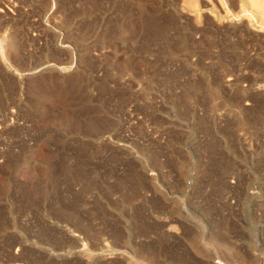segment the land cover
Masks as SVG:
<instances>
[{
  "label": "rangeland",
  "instance_id": "374dc122",
  "mask_svg": "<svg viewBox=\"0 0 264 264\" xmlns=\"http://www.w3.org/2000/svg\"><path fill=\"white\" fill-rule=\"evenodd\" d=\"M152 262L264 264V0H0V264Z\"/></svg>",
  "mask_w": 264,
  "mask_h": 264
},
{
  "label": "bare ground",
  "instance_id": "6f19581e",
  "mask_svg": "<svg viewBox=\"0 0 264 264\" xmlns=\"http://www.w3.org/2000/svg\"><path fill=\"white\" fill-rule=\"evenodd\" d=\"M261 3V2H260ZM257 4V3H256ZM234 5V4H233ZM260 5V4H259ZM258 5V6H259ZM5 12V11H4ZM3 26V25H2ZM160 30V29H159ZM244 35V34H243ZM232 41V40H231ZM254 41H255V39H254ZM257 42V41H256ZM253 43V42H252ZM244 44V43H243ZM261 44V43H260ZM76 45V44H75ZM240 45V44H239ZM261 47H262V45H261ZM21 48V47H20ZM15 50V49H14ZM262 51V50H261ZM262 54H263V52H262ZM24 56V55H23ZM8 58V57H7ZM4 60V59H3ZM244 65V64H243ZM38 81V80H37ZM263 125V124H262ZM110 234V233H109ZM162 235V234H161ZM216 239V238H215ZM211 240V239H210ZM213 238H212V242H213ZM222 241V240H221ZM217 242H219V241H217ZM215 244H218V243H216V242H214ZM226 244V243H225ZM219 245H222V244H220V242H219ZM234 246V245H233ZM144 253V252H143ZM143 256V255H142ZM141 258V257H140ZM145 258H146V255H145ZM145 258H143V260H145ZM219 259H220V257H219ZM148 260V259H147ZM150 260V259H149ZM221 260V259H220ZM17 261V260H16ZM142 261V260H141ZM19 262V261H18ZM148 262V261H147ZM156 262V261H155ZM224 262V261H223ZM153 263V262H152ZM213 263V262H212ZM222 263V262H221ZM154 264V263H153Z\"/></svg>",
  "mask_w": 264,
  "mask_h": 264
}]
</instances>
